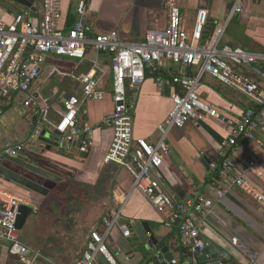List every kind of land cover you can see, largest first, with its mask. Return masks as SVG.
Masks as SVG:
<instances>
[{"label": "crops", "instance_id": "1", "mask_svg": "<svg viewBox=\"0 0 264 264\" xmlns=\"http://www.w3.org/2000/svg\"><path fill=\"white\" fill-rule=\"evenodd\" d=\"M81 1L87 4L84 21L92 37L118 32L123 41L143 43L147 31L162 30L167 26L164 0H61V28L68 30L78 21ZM235 1L180 0L182 29L192 32L198 10L205 8L209 12L205 38L210 37L216 25L227 21ZM34 2L38 22L42 14V0ZM18 12H26V9L9 0H0V20L10 24ZM226 34L222 44L247 52L264 53V0H244L243 11L229 23L224 35ZM97 60L106 74L100 82L106 92L105 99L84 103L79 113L81 126L87 125L94 129L93 148L87 154H80L73 145L61 148L41 142L36 148H30L16 158L24 166L16 165V168L24 176L47 187L50 196L58 188H63V193L69 195L67 201L73 208L69 213L71 228L63 231L57 225V209L52 205L43 214L42 196L13 185L5 187L28 202L30 195L34 198L32 201L39 203L38 211L26 223L31 228V239L29 237L25 242L20 237L22 242H30V246L26 245L43 256L35 264H75L86 250L91 231L101 225L109 211L118 209L123 199L121 193L132 189L133 179L127 170L104 162L113 140V131L103 125V120L115 110L110 55H98L89 50L81 61L47 56L46 63L42 66V76L32 90L49 98L52 106L60 109L62 102L69 96H82V88L74 79L56 74L51 76L52 69L79 74L89 71L91 64ZM239 69L257 80L264 90V79L256 71L246 67ZM169 71L171 75L176 72L174 68ZM169 71L167 70L168 75ZM100 74L98 73V78ZM198 92L202 101L236 122L248 109L255 107L245 95L210 76L204 77ZM172 93L171 87L159 89L153 78L145 81L134 111L135 139H145L152 144L157 142L158 126L166 121L173 108ZM15 98L6 99L3 108L12 106L11 102ZM27 112L32 117L28 110ZM53 117L55 121L58 119ZM29 136L30 134L21 142H25ZM230 136L231 130L224 122L209 116L199 125L191 121L182 129H173L168 140L171 153L165 158L160 172L165 190L178 203H185L199 195L207 196L215 202L214 212L206 217L201 228L203 238L210 245L209 249L225 253V259L231 261L228 264H256L264 251V210L238 188L228 191L222 199H218L215 194L218 176L217 172L211 170V163L220 164L232 152V147L223 146ZM259 137L264 141V129ZM243 143L249 142L243 139ZM249 146H252L253 152L248 149L237 158L236 171L264 193V179L256 178L247 170L254 153L263 155L264 151L259 144L252 143ZM257 168L264 175V155ZM166 218L143 194L132 191L123 207L121 220L129 224L131 230L136 222L147 223L152 229L150 236L154 235L161 242L168 240L170 252L175 256V261L180 263L187 253L181 244L179 230L176 227L167 228ZM32 222L36 224L32 225ZM42 233L53 239L45 240L41 237ZM35 237L43 238L44 244H38L37 240L35 243L31 242ZM108 244L119 264H147L144 256L136 249L139 240L133 230L130 238H125L119 230H114ZM0 264L23 263L0 246ZM98 264L106 263L101 259Z\"/></svg>", "mask_w": 264, "mask_h": 264}, {"label": "built area", "instance_id": "2", "mask_svg": "<svg viewBox=\"0 0 264 264\" xmlns=\"http://www.w3.org/2000/svg\"><path fill=\"white\" fill-rule=\"evenodd\" d=\"M243 1H235L227 21L216 25L208 38H205L208 10H198L193 30L188 32L181 27L180 0H164L167 26L162 30L147 31L143 43L123 41L118 32L90 36L84 21L85 1L79 4L78 21L68 30L60 27L61 0H42L41 18L35 24L33 21L37 17L30 18L28 11L16 13L10 24L0 20V124L3 102L17 96H23V106L33 118L29 138L25 142L6 141L4 157L18 158L30 148L39 146L42 138L49 139L50 136L58 139L61 148L73 145L80 154H87L94 146V129L81 126L79 113L84 103L105 99L106 92L100 82L106 74L98 60L91 64L89 71L79 74L52 69L51 76L74 79L82 88V96H69L60 109L54 108L49 98L33 92L32 87L42 76L47 56L81 61L89 50L98 55H110L115 110L103 120V125L113 131L104 162L127 170L133 184L130 191L121 193L123 199L118 209L109 211L101 225L91 231L86 250L75 264H98L101 259L106 264H119L108 240L116 229L125 238L132 236L130 225L121 220L123 207L132 191L143 194L160 214L167 217V228L179 230L188 259L209 249L201 228L206 217L214 212L215 202L199 195L178 203L165 190L160 172L165 158L171 153L170 132L175 128L182 129L191 121L199 125L206 116L219 119L228 126L231 136L223 146L234 149L220 164L211 163V170L218 176L217 198L222 199L228 191L238 188L264 210V193L236 171L237 158L248 149L253 152L249 144H259L264 151V141L259 137L264 129V90L257 80L239 69L251 68L264 79V53L222 44L229 23L243 11ZM172 68L176 72L171 75L169 69ZM98 73H101L99 78ZM206 76L245 95L255 104L254 109H248L236 122L212 108L201 100L198 92ZM148 78H153L159 89L173 88L172 111L158 126L159 138L153 144L134 138V111L140 89ZM53 116L58 119L55 121ZM243 139L249 143L244 144ZM263 155L255 152L247 165V170L258 179H264L257 168ZM23 205H29V202L6 189L0 180V246L23 264H35L43 256L22 242L17 228L19 209Z\"/></svg>", "mask_w": 264, "mask_h": 264}, {"label": "water", "instance_id": "3", "mask_svg": "<svg viewBox=\"0 0 264 264\" xmlns=\"http://www.w3.org/2000/svg\"><path fill=\"white\" fill-rule=\"evenodd\" d=\"M16 5L23 6L26 11H28L30 18H36V7L34 6V0H9ZM36 19L33 23H36ZM57 138L50 136L49 139L42 138V142L59 147L57 143ZM17 166L24 167L22 163L16 161L15 158L4 157V162L0 163V180L2 183H10L13 186L24 189L25 191L47 197L50 190L31 180L30 178L24 176ZM29 205H23L19 209V214L17 217V228L21 231L26 225L29 218L38 211L39 203L32 201V197L29 195ZM132 230L139 240V244L136 249L141 253L146 259L147 264H174L175 256L170 252V246L168 245V240L159 241L156 237L150 236L152 234V229L147 223L136 222ZM225 253L217 252L216 250L208 249L202 255H198L193 259H188L184 256L180 263L176 264H228L231 261L225 259ZM264 264V251L261 253L258 263Z\"/></svg>", "mask_w": 264, "mask_h": 264}, {"label": "rangeland", "instance_id": "4", "mask_svg": "<svg viewBox=\"0 0 264 264\" xmlns=\"http://www.w3.org/2000/svg\"><path fill=\"white\" fill-rule=\"evenodd\" d=\"M227 37L224 35L225 39ZM224 41V40H223ZM222 41V42H223ZM77 61V60H76ZM23 96H17L15 100L12 103V106L6 107L3 111V116L1 117V124H0V163L4 162V155H3V149L6 141H22L26 138L27 135L31 134L32 127L30 126V121L32 123V117L28 116L27 110L23 106ZM9 186V185H7ZM60 190V191H59ZM53 195H49L46 198L42 196L43 202V214L47 213L48 207L52 205L56 210V220L58 221L57 225L62 228V230H67L71 228V218L69 216V213L73 208H71V205L69 204V201H67L69 195H66L63 193V188L54 189L52 191ZM57 200H56V199ZM45 202V203H44ZM41 206V207H42ZM38 217V216H36ZM36 220V219H35ZM35 223L32 222V225H35ZM21 239L23 241H27L30 237H32L31 234V228L26 225L21 231ZM41 237L47 239L48 241L51 238L50 235H45L42 233ZM40 238H34V241L38 244H44V240ZM47 241V242H48ZM51 241V240H50ZM30 242H27L26 244H29ZM46 243V242H45Z\"/></svg>", "mask_w": 264, "mask_h": 264}, {"label": "trees", "instance_id": "5", "mask_svg": "<svg viewBox=\"0 0 264 264\" xmlns=\"http://www.w3.org/2000/svg\"><path fill=\"white\" fill-rule=\"evenodd\" d=\"M7 185H9V184H7V183H3V186L4 187H6V188H8L9 186H7ZM35 195V194H34ZM32 197V196H31ZM33 198V197H32ZM34 199V198H33Z\"/></svg>", "mask_w": 264, "mask_h": 264}, {"label": "flooded vegetation", "instance_id": "6", "mask_svg": "<svg viewBox=\"0 0 264 264\" xmlns=\"http://www.w3.org/2000/svg\"><path fill=\"white\" fill-rule=\"evenodd\" d=\"M22 155H23V154H22ZM22 155H21V156H22ZM18 158H19V157H18ZM15 159H16V158H15ZM4 183H5V182H4ZM7 184L11 185L10 183H7ZM15 187H16V186H15ZM17 188H19V187H17ZM20 189H22V188H20Z\"/></svg>", "mask_w": 264, "mask_h": 264}]
</instances>
